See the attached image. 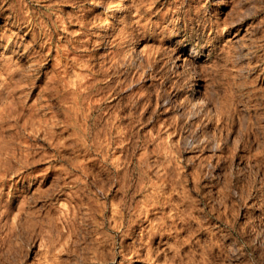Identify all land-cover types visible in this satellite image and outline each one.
Returning a JSON list of instances; mask_svg holds the SVG:
<instances>
[{"label": "clouds", "instance_id": "1", "mask_svg": "<svg viewBox=\"0 0 264 264\" xmlns=\"http://www.w3.org/2000/svg\"><path fill=\"white\" fill-rule=\"evenodd\" d=\"M0 264H264V0H0Z\"/></svg>", "mask_w": 264, "mask_h": 264}]
</instances>
